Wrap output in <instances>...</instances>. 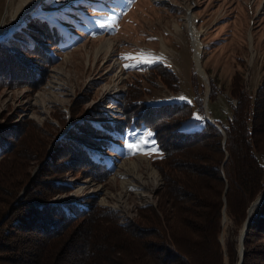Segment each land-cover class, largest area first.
I'll list each match as a JSON object with an SVG mask.
<instances>
[{
    "label": "trees",
    "instance_id": "1",
    "mask_svg": "<svg viewBox=\"0 0 264 264\" xmlns=\"http://www.w3.org/2000/svg\"><path fill=\"white\" fill-rule=\"evenodd\" d=\"M34 11L0 41V91H35L47 79L53 64L48 46L58 37ZM28 40L31 47L24 44ZM236 60L229 90L235 104L225 126L217 124L223 135L204 120L200 130L182 133L179 127L191 114L187 104L146 105L139 93L123 95L117 121L95 106L78 118L70 113V128L55 141L56 135L27 120L0 126V264H223V253L228 264L238 263V241L226 242L223 253L218 242L221 210L240 231L248 206L264 190V167L257 160L264 154V77L252 94L243 91L242 59ZM150 70L177 91V78L165 65ZM209 81L213 101L217 93ZM190 86L202 117L195 73ZM130 127L152 131L161 155L153 163L162 180L154 205L138 207L134 219L119 224L95 197L78 206L52 200L71 192L70 178L104 182L112 169L102 156L92 157L93 149L112 151L113 136ZM242 247L241 264H264V201Z\"/></svg>",
    "mask_w": 264,
    "mask_h": 264
},
{
    "label": "rangeland",
    "instance_id": "2",
    "mask_svg": "<svg viewBox=\"0 0 264 264\" xmlns=\"http://www.w3.org/2000/svg\"><path fill=\"white\" fill-rule=\"evenodd\" d=\"M9 2L0 0V30L4 20L11 23L13 12H24L22 0ZM30 10L23 19L21 14L18 16L5 38L23 26L35 10L36 16L56 30L57 41L48 46L53 64L38 90L17 87L0 91L3 127L27 120L42 128L47 136L56 135L55 141L70 128V113L78 118L95 106L107 119L117 121L121 117L123 95L127 98L139 93V101L146 105L187 104L191 114L179 127L182 133L200 130L206 118L222 132L217 124L225 126L235 104L229 90L239 65L236 59H242L243 91L252 94L264 77V0H40ZM189 16L195 29L201 32L200 66L207 76L206 84L194 70L192 39L184 23ZM107 40L113 45L108 54L102 48ZM24 44L31 47L33 42L28 40ZM144 59L149 63H143ZM157 63L176 76V92L170 91L156 71L150 70ZM192 73L202 88V117L193 102ZM210 79L217 93L213 101L208 100ZM38 97L41 102H36ZM149 132L151 136L147 135ZM153 136L148 129L133 127L122 137L113 136L112 151L92 152V157L100 155L108 161L111 175L102 183L70 178L71 192L52 200L60 205L78 206L86 205V198L95 197L99 206L116 213L119 224L131 221L138 207L154 205V193L162 187L153 165L161 156ZM38 137L44 138V133L39 132ZM128 144L136 147L130 150ZM257 160L264 167V154H258ZM152 171L158 176L155 183L149 180ZM238 231L224 213L218 236L222 253L226 242L238 241ZM222 262L228 264L224 253Z\"/></svg>",
    "mask_w": 264,
    "mask_h": 264
},
{
    "label": "bare ground",
    "instance_id": "3",
    "mask_svg": "<svg viewBox=\"0 0 264 264\" xmlns=\"http://www.w3.org/2000/svg\"><path fill=\"white\" fill-rule=\"evenodd\" d=\"M40 0H29L26 4V0H22V6H24L23 4H25V8H24V12L20 13L18 11H15L13 12V14H11L10 18H11V23L10 24H7L5 22V20L3 21V23L1 24V30H0V34L3 36L5 35L7 37V35L9 34V32L14 28V26L16 24H13L18 18L20 14H21V18L23 19L29 12H30V9H32L34 7V5H36ZM11 2V0H10ZM9 2V3H10ZM184 23H185V27H186V30L188 31L189 35L191 36V39H192V44H193V54H194V61H195V65L196 67L194 66L196 72L200 75L202 81L204 82V84H206V75L205 73L203 72V70L201 69V66H200V52H201V45L199 44V41H198V36H200L201 32H198L195 27H194V20L191 19V17H187L184 19ZM13 24V25H12ZM10 28V29H9ZM112 43L110 41H106L103 45H102V48H104V50L106 51V53H110L111 51V47H112ZM36 102H41L40 101V97H38V100ZM43 102V101H42ZM130 168L134 169V164L133 163H130ZM157 174L152 171L150 174H149V180L150 182H156L157 181ZM145 182V181H144ZM148 182V181H147ZM142 195V194H141ZM141 197H143L144 199L148 198L147 196H144L142 195ZM253 212H255V209L253 208H249L248 209V216L251 218L252 215H253ZM224 219V217H223ZM239 239V237H238Z\"/></svg>",
    "mask_w": 264,
    "mask_h": 264
},
{
    "label": "water",
    "instance_id": "4",
    "mask_svg": "<svg viewBox=\"0 0 264 264\" xmlns=\"http://www.w3.org/2000/svg\"><path fill=\"white\" fill-rule=\"evenodd\" d=\"M35 6L36 5H34V7ZM30 12H31V10H30ZM10 32H9V34H10ZM5 37H6L5 35H3V36L0 35V41L3 40ZM195 73L200 77V75L196 72V70H195ZM206 83H207V81H206ZM207 94H208V89L206 90L204 95L207 96ZM205 118H206V115H205ZM206 122L208 124H210L211 126H213L215 129H217L218 132H220L223 135V133L220 131V129L217 126H215L214 124H212L207 118H206ZM63 134H64V132L61 135H63ZM222 143H224V139L222 140ZM36 170H37V168L32 172V175H34ZM263 201H264V190L255 198V200L253 202L250 203V205L247 208L246 218H245L244 222L242 223V227H241L240 232H239V239H238V264H241L242 255H243L242 244H243V241H244V238H245L246 229L249 226L250 220H251V218L247 214L248 209L251 207L252 209L254 208L255 211H256L258 209V207L261 205V203H263ZM148 205H150V204H148ZM223 217H224V207L221 210V222L223 221Z\"/></svg>",
    "mask_w": 264,
    "mask_h": 264
},
{
    "label": "snow or ice",
    "instance_id": "5",
    "mask_svg": "<svg viewBox=\"0 0 264 264\" xmlns=\"http://www.w3.org/2000/svg\"><path fill=\"white\" fill-rule=\"evenodd\" d=\"M124 58H125V57H122V59H124ZM128 58H131V57H128ZM142 62H143V63H149V61H148L147 59L142 60ZM125 67L127 68L128 65H125ZM181 99H183V97H181ZM196 119H199V117H196ZM147 135L151 136L152 133L149 132V133H147ZM127 147H128L130 150H132V149H134L136 146H134V145H132V144H128ZM133 154H137V153H133ZM139 154H146V153H139ZM153 154H155V153H153Z\"/></svg>",
    "mask_w": 264,
    "mask_h": 264
},
{
    "label": "crops",
    "instance_id": "6",
    "mask_svg": "<svg viewBox=\"0 0 264 264\" xmlns=\"http://www.w3.org/2000/svg\"><path fill=\"white\" fill-rule=\"evenodd\" d=\"M212 121V120H211ZM213 122V121H212Z\"/></svg>",
    "mask_w": 264,
    "mask_h": 264
}]
</instances>
